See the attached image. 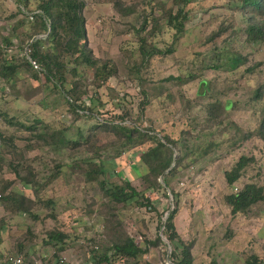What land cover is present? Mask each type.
Here are the masks:
<instances>
[{"label": "rangeland", "instance_id": "rangeland-1", "mask_svg": "<svg viewBox=\"0 0 264 264\" xmlns=\"http://www.w3.org/2000/svg\"><path fill=\"white\" fill-rule=\"evenodd\" d=\"M85 1L88 44L95 57L111 59L116 67V74L100 87L91 84L90 71L84 73L85 88L98 98L91 105L89 96L75 101L67 95L81 112L90 106L91 115L78 117L67 110L63 92L44 87L43 75L38 81L21 69L14 80L0 77V198L20 192L34 201L28 214L14 212L10 199L0 200V261L6 254H20L23 264H89L91 249L103 250L107 238L104 223L109 218V225L120 220L123 232L140 242L161 237L163 244L151 248L141 259L143 263L173 264L171 252H178L181 246L177 241L169 244L161 223L176 201V231L182 240L193 243L195 264H245L253 254L264 259V201L234 216L224 201L230 192L224 171L241 155L252 156L254 161L237 186L244 182L264 185V40L252 41L246 33L249 17L260 18L264 12L242 9L239 0H191L186 30L173 53L153 56L143 64L133 28L141 25L150 4L163 2L170 7L171 0H120L123 9H134L125 15L114 9V0ZM18 10H24L19 0H0V40L9 36L15 45L7 50L8 57L23 55L16 35L24 28L12 29L24 15ZM218 30L222 31L215 36ZM172 35V29L163 25L162 33L148 40L164 49L171 44ZM234 56L243 57V63L230 69L225 57ZM250 67H254L252 71ZM188 74L194 77L184 78ZM168 76H181V80H165ZM200 80L207 81L205 97L199 94L204 90ZM256 89L262 95L255 100ZM215 99L232 102V106L209 117L207 105ZM144 101L148 103L140 115ZM5 115L25 124H34L38 118V127L47 125L76 140L78 132L86 135L99 119L150 126L157 134L164 131L178 139L182 154L186 145L189 155L168 178V187L149 192L159 203L157 211L135 202L107 208L98 182L86 177L89 164L84 160L93 157L97 161L95 155L99 154L107 167L112 163L117 174H104L100 179L120 183L119 172H123L137 190H145L144 169L135 161L136 165L131 164L148 144L124 149L114 133H97L98 149L91 151L84 143L55 148L24 140L29 133L7 124ZM55 164H62V172L49 180ZM29 172L33 173L34 189L21 180ZM52 230L67 235L63 249L56 254L47 238Z\"/></svg>", "mask_w": 264, "mask_h": 264}, {"label": "trees", "instance_id": "trees-1", "mask_svg": "<svg viewBox=\"0 0 264 264\" xmlns=\"http://www.w3.org/2000/svg\"><path fill=\"white\" fill-rule=\"evenodd\" d=\"M19 1L24 10H18V12L24 15L14 22L12 29L16 32L17 29L24 28L22 32L16 35L20 37L19 47L23 51V55L22 57H8L7 50L10 47H15V45L9 36L2 37L0 40V77L6 81L14 80L15 77H19L21 69L28 71L38 81H40V75H43L45 82L42 85L44 87L49 89L53 87L52 89L56 93L63 92L67 110H70L78 117L82 116V113L91 115L94 110L90 106L86 111L81 112L67 95H71L75 101L80 100L83 96H89L91 105V100L95 102L98 98L96 99L95 94L89 95L88 89L85 88L86 77L84 73L90 71L92 76L91 84H94L95 87H100L116 74V67L111 59H99L95 57L88 44L87 19L84 14L87 9L86 1ZM190 1L171 0L170 7H166L163 2L150 4L149 11L145 12L141 25L138 28H133V32L138 38V47L143 64L153 56L173 53L176 48V42L186 30L185 23L189 17V9L187 7ZM239 1L240 8L242 9L249 8L257 12H264V0ZM113 2L114 9L119 13L125 15L134 12L132 6H127L123 9L120 0H114ZM32 4L33 6H31ZM157 10H160V14H156ZM12 15L16 16V14ZM250 18L251 22L246 27L247 36L252 41L264 40V15H261L260 18H255L254 16ZM163 25L172 29L173 38L171 44L161 49L155 45L154 41L148 40V38L153 39L157 35H160ZM221 31L218 30L214 35L216 36ZM144 32L145 35L142 34ZM216 49H218V52L221 51L220 48ZM242 58L241 56H238L237 59L235 56L225 57L230 69H235L240 63H243ZM34 65L37 67L35 68ZM213 66L216 67L217 65ZM253 68L250 67L248 70L252 71ZM68 77L71 78L70 81ZM185 77H187L186 79H190L194 77V74H188ZM171 79L181 80V76H168L165 78V80ZM199 85L204 88L201 92L199 90L201 97L207 96V81L200 80ZM261 95V91L256 89L254 92L255 100L261 97ZM147 103L148 101L142 102L140 115L144 113ZM230 105L232 106V102L230 104L229 101L221 102L215 99L207 105V114H209V117L218 116L220 110H228L231 107ZM4 120L7 124L17 126L18 129L20 128L22 131L28 132L29 137H24V140H36L55 148H66L70 143L73 146H80L84 143L90 145L91 151L98 149L99 139L97 138V133H114L122 141L124 149L148 144L146 149L141 150L137 153L138 155L136 154L132 160L133 163H130L131 165H136L135 162L137 165L139 163L141 168L144 169L141 179L147 184L145 190H137L123 172H119L121 177L120 183L109 182L106 178L100 179V176L104 174H108L109 176L117 174L114 172L112 163L110 167H107L105 159H102L99 154L95 155L97 161L93 157L84 160L89 164L88 169L85 171L86 177L91 181L98 182L102 196L107 200L105 202L107 208L115 207L118 204L127 206L129 203L135 202L140 206L149 208L151 211H157L159 203L149 197V192L163 189L164 186L168 187V178L174 175L183 159L189 155L186 145H183L184 153L182 154L178 139L173 138L169 133L164 131L157 134L154 132L155 129L150 126L139 127L138 124L133 123L130 126H124L121 121L109 123L99 119L96 124L86 130V135L84 132H78L76 140L66 138L62 131L51 130L47 125H43L42 128L38 127V123H40L38 118L35 119L36 122L34 124L18 122L8 115L4 116ZM2 138L4 139L3 136ZM8 141L12 142L11 137L8 138ZM203 152L206 154L208 149L203 150ZM253 161L254 158L252 156L241 155L229 170L224 171L226 185L230 188V192L224 195V201L229 206V213L232 216L244 213L252 205L264 201V185H259L256 182H244L240 186H237L245 168ZM61 167L62 164H55V170L48 176L49 180L59 176L62 172ZM14 170L17 172L16 168ZM29 173L28 177L23 176L21 180H23L25 185H29L31 189H34L33 173ZM35 193L37 194V191ZM173 197H175L174 193ZM1 199H10L14 212L31 214L30 209L34 201L24 194L19 192L3 197L1 195ZM47 202L52 203V200H47ZM176 202H174L173 209L168 210L164 221L161 223L163 235L169 244L177 241L181 246L178 252L176 250L171 252L173 264H195L192 254L193 243L182 240L176 231L174 220L178 211ZM111 215L115 216V214ZM110 221L107 218L106 223H104L107 229V238L105 239L103 250L99 251V249L92 248L88 259L89 264H146L141 259L149 253L151 248L157 247L160 243L163 244L164 242L160 236H157L154 240L145 239L140 242L133 236L123 232L119 226L120 220L116 219L115 225H109ZM1 230L0 226V233ZM66 237V234L58 230L48 232L47 238L50 241L49 243H52L53 247L57 249L54 254L63 249ZM58 260L59 258L57 257L56 262ZM244 263L264 264V259H260L253 254L247 257ZM40 264L51 263L46 261Z\"/></svg>", "mask_w": 264, "mask_h": 264}, {"label": "built area", "instance_id": "built-area-1", "mask_svg": "<svg viewBox=\"0 0 264 264\" xmlns=\"http://www.w3.org/2000/svg\"><path fill=\"white\" fill-rule=\"evenodd\" d=\"M36 68L37 66L34 65ZM23 258L20 254H6L4 258L0 261V264H21Z\"/></svg>", "mask_w": 264, "mask_h": 264}]
</instances>
